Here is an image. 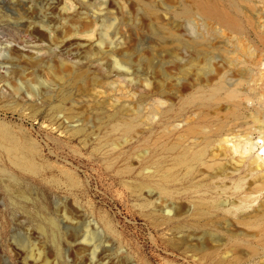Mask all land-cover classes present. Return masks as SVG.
Segmentation results:
<instances>
[{
  "label": "rangeland",
  "instance_id": "rangeland-1",
  "mask_svg": "<svg viewBox=\"0 0 264 264\" xmlns=\"http://www.w3.org/2000/svg\"><path fill=\"white\" fill-rule=\"evenodd\" d=\"M37 1L0 0V60L17 58L18 49L27 53L26 46L39 43L37 33L27 29L35 21L29 7L45 17L51 11L58 27L68 19L61 14L65 0ZM70 1L85 15H100L96 36L101 29L112 40L131 33L126 56L137 73L130 81L115 72L99 75L101 100L114 107H104L100 116L109 115L104 122L73 134L12 108L23 103L25 89L11 92L5 81L9 64L0 65V120L11 126L21 153L36 165L30 172L11 163L0 146V264H37L27 253L30 246L43 251L48 264H264L261 217L238 223L241 231L231 236L208 227L222 243L212 242L216 246L207 255L192 254L174 241V205L192 210L207 191L220 201L240 202L255 187L247 164L233 176L243 178L238 190L228 178L193 188L201 176L188 168L211 163L215 152L228 161L218 150L222 138L250 127L257 139L258 126L264 125V0H159L158 23L132 0H124L130 1L126 11L118 1L103 11L99 0ZM203 2L215 5L220 15L206 11ZM74 26L66 25V36ZM68 39L60 45L45 35L52 52L47 62L79 60L87 78H95L97 40L81 39L77 45ZM43 64L31 67L29 75L39 92L42 81L55 83L41 71ZM190 127L197 133L190 134ZM202 148V160L189 157ZM230 218L224 216L222 224ZM86 231L99 243L94 257L75 243Z\"/></svg>",
  "mask_w": 264,
  "mask_h": 264
},
{
  "label": "bare ground",
  "instance_id": "bare-ground-1",
  "mask_svg": "<svg viewBox=\"0 0 264 264\" xmlns=\"http://www.w3.org/2000/svg\"><path fill=\"white\" fill-rule=\"evenodd\" d=\"M37 1V0H35ZM41 1V0H40ZM58 1V0H56ZM70 0L64 1L63 15L64 18L68 17L64 21L63 26L56 25L55 17L50 14L45 17L36 8L29 7L31 13H35L32 18L33 21H29L27 26L28 30H32V33H37L35 36L37 39L33 46L24 45L23 38L17 39L23 46L28 47L30 51L24 53L18 49V57L5 56L0 60L1 64H9L7 66L8 74L5 76V81L10 86L11 92L14 94L20 93L24 88L25 94L23 95L25 100L23 103L15 102L14 108L20 109L25 115L30 116L35 120H40L43 124L48 126L63 127L72 130L73 134H79L83 129L89 126H93L98 123L104 122L109 117L106 113L104 116L100 114L104 113V107L113 108L114 104H106L103 97V91L99 90L100 84L99 75L108 77L112 72L117 75H123L130 81V76L135 75L137 71L132 68L130 58H127V43L131 38V33L121 34L116 40L109 38V32L107 29H101L103 32L95 35V25L99 20L100 15H85L80 11L76 5ZM89 0H83L87 3ZM100 11L108 9V7L118 1L122 9H127L130 1L124 2V0H99ZM134 4H143L148 10H150L154 16L152 17L153 23H158V1L159 0H132ZM38 2V1H37ZM55 2V0H54ZM203 8L206 11L220 13L217 11L215 5H211L207 2H203ZM54 6H50L49 10ZM126 11V10H125ZM124 11V12H125ZM37 13V14H36ZM22 15H18V18L23 19ZM75 24L72 34L66 36L68 32L65 30L66 25ZM103 25V21L101 23ZM31 33V32H29ZM134 34V32H133ZM45 35L51 40L56 41L60 45L67 41L68 38H72V43L79 45L81 39H87L88 41L97 40V46L94 47V55L96 56L98 75L95 78L88 79L83 68L82 61L80 62H68L59 57L53 61L47 62L52 56V52L46 46L43 40ZM96 36V37H95ZM69 40V39H68ZM70 41V40H69ZM108 41V45L104 46V43ZM156 46H152V51H155ZM21 57L28 59L22 60ZM41 71L51 74L55 83L51 86L45 84L44 90L39 92L36 88V84L32 81L29 75H32L34 70L31 67H37L42 64ZM4 80V78H3ZM79 83L80 88H76ZM76 88L77 91H73ZM59 90L55 97L54 104L50 103V100L54 97V92ZM41 99V101H35ZM49 103V104H47ZM47 112L42 115L44 106H48ZM106 112V111H105ZM130 119H123L122 121H115L116 123H127ZM258 121L256 118L255 122ZM259 136L254 139L251 136L250 127H247L243 132H237L235 135H228L222 138L223 145L220 144L218 150H222L224 158H228V161H220V154L213 153L212 162H201L203 167L192 166L188 168V173H192L193 170L198 171L201 179L197 183H192V187L201 189L213 182L215 178L222 179L228 178L231 180L232 188L238 190L243 184V178L233 180V176L237 174L244 164H247V172L254 174L253 182L256 183L255 187L245 192L244 199L240 202L236 201H220L210 196L209 191L203 197L204 202L192 204V210H185L180 203L174 205V241L178 245L185 247L189 252L195 255H207L211 252V249L216 246L214 243H222V238L218 233L209 231L208 227L218 230H222L226 236H231L241 231V227L238 223L249 221L253 216V219L259 217L264 218V125H259ZM11 126L2 120H0V146L3 147L10 159V162L30 172L36 170V165L33 161L28 159L21 149L23 146L15 138L14 134L10 132ZM190 134H196L197 131L190 127L188 129ZM202 150L194 151L189 156L192 160H202L205 154ZM14 153H18L17 155ZM193 154V155H192ZM181 159V158H180ZM231 169V170H229ZM0 172L4 170L0 167ZM246 183V179L244 180ZM177 196L182 193V183L180 178L177 179ZM189 195V194H187ZM239 213H245L248 217L240 216ZM231 216L229 222L222 224L224 216ZM54 224V223H53ZM208 228V229H207ZM81 236V235H80ZM83 236V237H82ZM82 239L76 238L78 245L81 248L90 250L91 257H94L97 253L99 243L96 242L92 232L86 231L82 235ZM27 253L30 255V259L37 264H48V260L43 251H36L34 247H29ZM104 256L101 255L100 259ZM83 260H80L77 264H84ZM103 263V262H102ZM105 264V263H104Z\"/></svg>",
  "mask_w": 264,
  "mask_h": 264
}]
</instances>
